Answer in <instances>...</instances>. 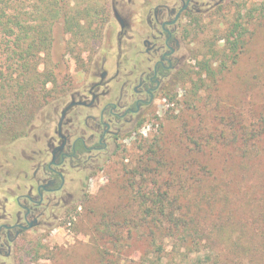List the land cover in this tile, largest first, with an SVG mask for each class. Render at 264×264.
<instances>
[{"label": "rangeland", "instance_id": "obj_1", "mask_svg": "<svg viewBox=\"0 0 264 264\" xmlns=\"http://www.w3.org/2000/svg\"><path fill=\"white\" fill-rule=\"evenodd\" d=\"M33 1L27 0L26 6L31 7ZM77 2L97 5L100 32L82 39L66 32L60 21L54 23L49 56L39 60V69L46 64L53 68L54 82L47 84L51 92L21 135L0 142L4 170L13 164V149L25 140L29 126L40 124L44 113L48 119L53 117V103L64 100L82 80L96 45L107 32L109 0H71L70 6ZM235 26L241 34L240 48L231 62L224 56L223 37ZM188 36L186 61L142 124L90 173L77 202L61 219L36 230L10 264H194L196 256L187 250L182 233L181 237L168 226L155 227L146 221L159 220L158 208L152 203L162 194L181 205L198 200L210 178L193 175V169L206 165L214 178L226 176L223 147L211 148L208 139L219 137L226 122L242 123L241 113L249 104L264 103V0H231L220 10L197 17ZM4 56L0 54V62ZM208 57L214 60L213 81L199 73L198 62ZM253 177L256 180L244 177L242 182L252 186L257 181ZM251 206L258 208L257 200ZM151 236L156 237L154 242ZM161 243L164 251L159 260L151 253Z\"/></svg>", "mask_w": 264, "mask_h": 264}, {"label": "flooded vegetation", "instance_id": "obj_2", "mask_svg": "<svg viewBox=\"0 0 264 264\" xmlns=\"http://www.w3.org/2000/svg\"><path fill=\"white\" fill-rule=\"evenodd\" d=\"M231 0H109L108 29L82 80L31 124L0 197V264L77 202L101 161L144 121L189 54L197 17Z\"/></svg>", "mask_w": 264, "mask_h": 264}, {"label": "trees", "instance_id": "obj_3", "mask_svg": "<svg viewBox=\"0 0 264 264\" xmlns=\"http://www.w3.org/2000/svg\"><path fill=\"white\" fill-rule=\"evenodd\" d=\"M26 1L0 0V54H5L0 62V142L21 135L51 92L47 84L54 82L53 68L46 64L39 69V60L49 56L54 23L60 21L66 32L82 39L100 32L96 4L34 0L27 7ZM236 30L237 26L223 37L224 56L231 62L240 48L241 34ZM212 63L211 57L198 62L199 73L211 81L216 74ZM244 109L242 123L226 122L220 138L210 135L208 139L211 148L223 147L226 176L214 178L206 165L193 169V175L210 178L198 200L181 205L162 194L152 203L159 220L146 221L183 235L187 250L196 256L194 264H264V103L254 102ZM253 176L257 178L254 185H244V177L256 180ZM195 179L200 181L199 176ZM255 200L258 208L251 206ZM247 205L251 207L246 210ZM155 238L151 236V241ZM162 251L161 243L151 254L161 260Z\"/></svg>", "mask_w": 264, "mask_h": 264}]
</instances>
